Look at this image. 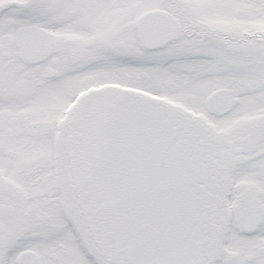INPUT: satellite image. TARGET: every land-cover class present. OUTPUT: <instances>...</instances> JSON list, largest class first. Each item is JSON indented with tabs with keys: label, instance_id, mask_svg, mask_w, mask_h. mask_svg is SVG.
<instances>
[{
	"label": "snow or ice",
	"instance_id": "1",
	"mask_svg": "<svg viewBox=\"0 0 264 264\" xmlns=\"http://www.w3.org/2000/svg\"><path fill=\"white\" fill-rule=\"evenodd\" d=\"M0 264H264V0H0Z\"/></svg>",
	"mask_w": 264,
	"mask_h": 264
}]
</instances>
